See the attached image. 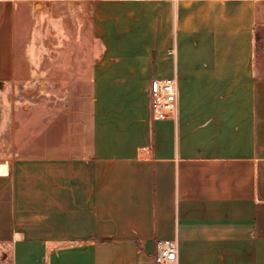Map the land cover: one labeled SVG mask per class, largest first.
<instances>
[{"label": "crops", "instance_id": "crops-1", "mask_svg": "<svg viewBox=\"0 0 264 264\" xmlns=\"http://www.w3.org/2000/svg\"><path fill=\"white\" fill-rule=\"evenodd\" d=\"M263 18L264 0H0V264H158L159 239L176 264H264ZM50 71L68 116L31 117L12 84ZM175 77L158 118L150 83Z\"/></svg>", "mask_w": 264, "mask_h": 264}, {"label": "rangeland", "instance_id": "rangeland-1", "mask_svg": "<svg viewBox=\"0 0 264 264\" xmlns=\"http://www.w3.org/2000/svg\"><path fill=\"white\" fill-rule=\"evenodd\" d=\"M256 30L257 42L255 51L256 73L264 75V18L258 23ZM62 32L65 38H62V52L68 53L69 46L67 44L69 27L68 24H61ZM48 33V32H46ZM47 35V34H46ZM64 42V43H63ZM51 45L46 47V52L51 51ZM32 63L36 64L35 61ZM47 76H37L31 74L26 78L14 82V99L19 106L26 105L22 111H29L31 117H41L45 119L52 118L60 113L67 115L69 112V100L72 95L67 91L68 77L55 78L51 75V71ZM20 111V113L22 112Z\"/></svg>", "mask_w": 264, "mask_h": 264}, {"label": "built area", "instance_id": "built-area-1", "mask_svg": "<svg viewBox=\"0 0 264 264\" xmlns=\"http://www.w3.org/2000/svg\"><path fill=\"white\" fill-rule=\"evenodd\" d=\"M152 108L156 117L164 118L166 109L176 112L178 87L177 79L155 78L150 83ZM156 261L158 264H176L179 256V245L175 239H159L157 241Z\"/></svg>", "mask_w": 264, "mask_h": 264}, {"label": "trees", "instance_id": "trees-1", "mask_svg": "<svg viewBox=\"0 0 264 264\" xmlns=\"http://www.w3.org/2000/svg\"><path fill=\"white\" fill-rule=\"evenodd\" d=\"M256 42H257V34H256V38H255V51H256Z\"/></svg>", "mask_w": 264, "mask_h": 264}]
</instances>
